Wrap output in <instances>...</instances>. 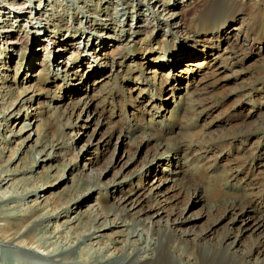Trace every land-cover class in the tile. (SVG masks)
I'll return each mask as SVG.
<instances>
[{"label":"rangeland","instance_id":"rangeland-1","mask_svg":"<svg viewBox=\"0 0 264 264\" xmlns=\"http://www.w3.org/2000/svg\"><path fill=\"white\" fill-rule=\"evenodd\" d=\"M90 98L99 125L85 122L83 102L76 105ZM132 126L139 128L132 136L162 132L159 139L139 137L131 146L111 130ZM56 143L49 160L45 154ZM168 146L178 148L158 159ZM127 152L134 157L123 164ZM192 156L203 164L188 179ZM143 166L151 168L134 173L121 189L102 188ZM92 168L103 172L101 186L88 193L95 182ZM0 176L6 178L0 198L14 190L29 193L4 208L0 203V226L23 223L26 214H53L37 229L43 256L0 240V264H82L53 261L47 251L59 254V245L85 234L90 216L100 217L95 226L105 217L117 219L114 196L131 192L142 198L159 184L168 197L166 208L185 205L187 214L204 212L197 230L213 221L205 212L225 192L240 203L253 198L257 211L251 215L259 223L264 0H0ZM225 178L235 188L220 185ZM141 203L152 206L150 199ZM130 218L86 239L84 258L103 264L128 244L139 247L142 239L126 234Z\"/></svg>","mask_w":264,"mask_h":264},{"label":"bare ground","instance_id":"bare-ground-1","mask_svg":"<svg viewBox=\"0 0 264 264\" xmlns=\"http://www.w3.org/2000/svg\"><path fill=\"white\" fill-rule=\"evenodd\" d=\"M115 12V15L118 16V11ZM232 30H235V28H232ZM151 99H154L153 96H151ZM82 102L83 106L80 107V112L81 115L87 113L85 122L88 123L91 121L96 124L98 123L99 125L100 121L93 116L95 115L94 110L91 109L92 98L86 99L85 101L82 99L78 100L76 105H80ZM191 102L188 101V103ZM22 103L20 101V104ZM66 108L68 107H64V109ZM61 117V119H64L65 116L61 115ZM91 118L92 120H90ZM45 122L48 123L47 120H45L44 123ZM47 123L46 126H48ZM67 124L66 127L69 128L72 126L77 127V124H71V122H67ZM132 127L133 128L119 130L112 128L111 130L118 132V137L124 136L127 137V140H131V146L137 145L138 142L140 143V138H142L143 141H148L152 138L159 139V135L162 132L161 131L159 134L149 133L148 135H146L145 132H141L140 134L132 136V134L139 129L138 127ZM168 127H170V125ZM160 128H162V126L159 127V129ZM66 143L71 144L73 143V140L66 139ZM57 145L58 143L51 144L50 151L45 154L47 159L50 160L56 156L54 146ZM87 145L90 144L88 143ZM162 145L165 146V144ZM177 148L178 146L166 147V151H164L163 154H160L158 159H167L169 153H174ZM81 149H83V147H81ZM165 153L168 154L165 155ZM125 154L128 161L125 160L123 164L129 163L130 159L132 160L134 157L132 156L131 158V154L129 156L128 152ZM170 157L173 158L174 156ZM190 160V164L194 170L189 172L188 179H192L194 176L193 174H195L193 172L200 170L203 164H201V159L198 156H192ZM109 166L110 164H108L107 167ZM83 167H85V165ZM150 168L151 166H148V168L145 169V166H143L141 168L142 170L139 169L138 171L123 177L120 181L107 182L108 184L102 186V188L110 187L112 185L121 189L124 183L133 179L134 173L140 172V174H143L145 170ZM102 173V171H98L94 168L90 170V178L95 182L91 184L89 183L90 185L87 190L88 193L101 186L97 180ZM5 181L6 178L0 176V184ZM165 181L166 180H163V183H165ZM222 184L227 187L235 188V186L233 187L226 178L221 180L220 185ZM98 185L99 187H97ZM159 185L155 188L152 187L145 195L142 193L140 194L141 196L143 195L142 198L152 200V206L149 208L143 206L141 203L142 198H132L130 194L131 192L127 193L126 196L123 195V197L114 196V201L117 204L111 206L114 209L112 211V216L117 217V219L113 218L112 220H109V218L105 217L103 221L97 224L98 226H95L100 217H88V219L92 218L88 222L92 225L87 227V223L85 224L87 232L82 234L79 238H74L69 244L63 243L64 245H59V254H53L50 251H47L50 259L63 263L78 261L82 264H97L95 258L89 259L85 256V259L83 256L84 254H81V251L84 248H82V245L85 243L86 239L101 236V234L98 235L100 231L118 228L121 223H124V217L131 216L130 222L125 224L130 226V229L126 234L128 237L142 239V243H140V246L136 249L131 247L132 244H128L129 248H127L126 251H123L124 253L120 254L119 257L112 256L111 258L106 259L103 264H264V230H260L264 225V216H262V220L259 223H256V220H253V215H251V213H255L256 210V208L253 207V202L255 201L253 198L249 199L247 202L242 201L240 203L237 202L235 198L230 197V194L225 192L223 196L217 198L216 201H213L209 210H206L205 212L208 214L209 218L215 217L213 221L207 222L204 227L197 230L196 221L203 217L204 212L202 210H196L187 214V206L185 205L179 206L178 209L176 208L173 210L166 208V204L169 203L168 197L165 192L162 190L159 191ZM246 185L248 186V184ZM194 191H196V189ZM228 193L232 192L229 191ZM28 195L29 193L26 190H14L9 198L6 199L5 197H1L0 203H3L2 208H4L6 205L5 203L8 201L13 200L14 198H25ZM239 195L241 196V194ZM239 195L236 198H238ZM83 197L84 195L77 197L73 200V203L78 204L79 200H82ZM261 202L264 203V194L262 195ZM220 208H222L221 211H219ZM52 215V213H41L36 216L26 214L23 216L25 219V221L23 220V223L14 222V227L9 225L10 228L7 226L6 222H4V224L0 226V240L24 252L30 251L32 252V255H35L36 257L43 256L45 253H42L40 249H45L46 247L37 237V229L38 225L44 222V219L49 220ZM226 216L229 217L226 223L221 224V220L226 218ZM93 225L95 228H92ZM143 232H146L145 238H142ZM118 234L120 235V232H118ZM248 237H251V243L246 240ZM135 241L136 240H134L133 243H135ZM51 251L56 252L57 250ZM175 251H180V255H175Z\"/></svg>","mask_w":264,"mask_h":264}]
</instances>
